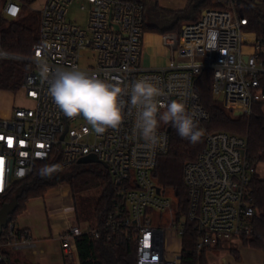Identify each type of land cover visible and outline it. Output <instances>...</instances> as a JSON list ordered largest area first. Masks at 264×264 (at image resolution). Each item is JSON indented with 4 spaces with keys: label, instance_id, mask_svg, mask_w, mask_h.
I'll list each match as a JSON object with an SVG mask.
<instances>
[{
    "label": "built area",
    "instance_id": "obj_1",
    "mask_svg": "<svg viewBox=\"0 0 264 264\" xmlns=\"http://www.w3.org/2000/svg\"><path fill=\"white\" fill-rule=\"evenodd\" d=\"M74 1L47 0L39 9V40L32 46V56L24 58L33 68L24 72L21 84L33 103L13 106L10 116H0V196L15 180L28 177L39 161L55 160L64 168L94 154L110 172L112 208L99 227L69 223L59 231L69 264L79 263L76 237L85 231L96 238L105 233L108 239L112 233L124 231L137 245L136 264H180L187 220L199 234L198 251L241 245L244 237L253 233L257 211L249 180L264 163L254 165L248 157L247 136L206 128L210 116L195 84L205 70H211L213 91L223 94L224 107L234 114H251L254 104H264V40L245 29L246 18L239 15L234 0H218L227 6L205 9L199 19L184 23L179 32L162 34L169 51L167 63L145 67L141 62L145 30L140 2L79 0L80 9L88 10L83 27L67 18ZM2 11L18 17L21 3L6 0ZM84 51L93 52L92 65H80ZM6 54L0 46V59ZM41 61L53 70L77 68L107 82L120 81L126 91L132 82L149 79L161 90L160 103H185L188 113L194 114L205 130V146L183 169L189 192L187 219L177 218L175 199L151 174L157 157L169 149L167 125L160 124L158 134L165 142L154 153L141 148L143 137L134 131L136 109L130 106L125 108L118 129L96 133L82 116L68 118L59 110L48 94V81L40 76ZM64 208L69 212L67 218H73V207ZM18 229L19 233L14 223L9 224L0 241V262L6 260L8 248L35 246L31 231Z\"/></svg>",
    "mask_w": 264,
    "mask_h": 264
},
{
    "label": "trees",
    "instance_id": "obj_2",
    "mask_svg": "<svg viewBox=\"0 0 264 264\" xmlns=\"http://www.w3.org/2000/svg\"><path fill=\"white\" fill-rule=\"evenodd\" d=\"M5 1L0 0V46L7 53L29 58L32 56L33 44L39 40V11L30 8L35 0H19L21 13L15 18L3 13L2 6ZM131 1L143 5L144 30L159 34L179 32L184 23L199 19L205 9L224 7L218 0H188L186 6L180 10L164 9L157 0ZM234 1L239 15L246 18L245 29L256 32L264 40V1ZM32 68L33 65L24 59L1 58L0 91L16 93L21 89L24 72ZM213 84L211 70H205L195 84L201 104L210 116L205 124L206 128L210 131L220 130L247 136L248 157L254 165L264 163V104H254L251 114L235 115L215 97ZM167 128L170 134L169 149L157 157L151 174L161 188L173 192L177 218L187 219L189 192L183 169L188 161L197 158L205 146V139L202 137L201 142L192 144L182 139L171 124H167ZM45 166H56L57 170L50 176H42L41 169ZM62 183L69 187V204L73 207L76 224L85 223L88 229L101 226L111 211L114 195L108 168L100 162H74L59 168L55 160H43L36 163L28 177L15 180L9 191L0 196V208L15 200L14 209L3 226L0 241L7 234L9 224L26 209L30 198L45 196L50 189ZM249 185L253 190L257 211L253 217V233L244 237L243 246L264 250V178L255 172L250 177ZM17 232L19 233V229ZM198 239L199 234L187 220L180 242V264H207L206 250L197 249ZM76 247L80 264H136L137 245L124 231L112 233L111 239L105 233L96 238L89 231H85L76 237ZM5 253L7 258L0 264H33L22 259L18 249L8 248Z\"/></svg>",
    "mask_w": 264,
    "mask_h": 264
},
{
    "label": "clouds",
    "instance_id": "obj_3",
    "mask_svg": "<svg viewBox=\"0 0 264 264\" xmlns=\"http://www.w3.org/2000/svg\"><path fill=\"white\" fill-rule=\"evenodd\" d=\"M40 76L48 81V94L59 110L68 118L82 116L98 134L108 129H118L124 120L126 107L136 109L134 131L143 137L141 148L155 152L162 147L165 138L158 134L161 122L171 124L177 134L192 144L201 142L205 130L200 128L180 101L162 104L157 99L160 88L149 79H138L131 83L130 91L120 81L107 82L96 74L77 68L51 69L47 62L38 64ZM129 96V100H125ZM164 108V111H160ZM159 114V116H158ZM56 166H45L42 176H50Z\"/></svg>",
    "mask_w": 264,
    "mask_h": 264
},
{
    "label": "rangeland",
    "instance_id": "obj_4",
    "mask_svg": "<svg viewBox=\"0 0 264 264\" xmlns=\"http://www.w3.org/2000/svg\"><path fill=\"white\" fill-rule=\"evenodd\" d=\"M2 1L4 2L5 0ZM80 5V1L75 0L69 7L67 18L85 27L88 21V10H81ZM223 5L224 7L227 6L225 4ZM93 63V52L84 51L82 53L80 65H92ZM215 97L222 101L223 94L221 92L215 93ZM32 103L33 99L26 96L22 89L18 90L16 93L0 91V115H2L4 111H9L13 106H29ZM258 174L264 178V164L259 166ZM166 193L172 200L175 199L171 190H167ZM69 201L70 192L65 183L50 189L45 196L30 198L26 203V209L16 217L13 223L16 229L30 228L35 246L18 250L28 256H32L31 252L36 250V254L32 257L38 258L40 255H46L51 262L55 261L57 262L56 264H63L60 253L61 241L54 237L52 233L53 223L61 222L63 223L62 226L65 227L69 223L76 224L74 217L67 218L69 212L64 207L69 205ZM9 208L10 206H5L0 212V218L3 222L7 219V211ZM52 211H54V214L51 213ZM182 219L185 220V218ZM80 225L82 227L86 226L85 223H81ZM174 245L177 246V243L174 242ZM241 245L243 246V243Z\"/></svg>",
    "mask_w": 264,
    "mask_h": 264
},
{
    "label": "crops",
    "instance_id": "obj_5",
    "mask_svg": "<svg viewBox=\"0 0 264 264\" xmlns=\"http://www.w3.org/2000/svg\"><path fill=\"white\" fill-rule=\"evenodd\" d=\"M46 1L47 0H35L33 3H31L30 8L39 11V9L44 5ZM157 2L159 6L164 9L180 10L186 6L188 0H157ZM141 56V62L145 67L158 68L164 66L167 63L169 58V51L163 45L162 34L145 31ZM11 113L12 108L9 111H4V113L0 116L7 117L10 116ZM53 212L54 211H52L51 213ZM62 225L63 223L61 222L53 223L52 235L59 240L60 237L58 233L63 229L64 226ZM28 229L30 230V228ZM31 239L33 240L32 232ZM31 253L32 256L35 255L36 250H33ZM60 253L61 258L63 259V264H69L64 258L62 247L60 248ZM20 255L22 259H26L29 263L33 264L57 263L55 261L51 262L46 255H40L38 258L28 256L23 252H20ZM206 257L207 264H264V250L245 247L242 245L225 247L223 246L219 248L207 249ZM77 264H80V261Z\"/></svg>",
    "mask_w": 264,
    "mask_h": 264
},
{
    "label": "water",
    "instance_id": "obj_6",
    "mask_svg": "<svg viewBox=\"0 0 264 264\" xmlns=\"http://www.w3.org/2000/svg\"><path fill=\"white\" fill-rule=\"evenodd\" d=\"M6 56L7 57H13V58H16V59H24L22 56H19V55H16V54H11V53H7ZM235 115H242V112L241 111H237V112H235ZM77 162L78 163H97V162H100V160L96 157V155L90 154V155H87V156H84V157L80 158ZM102 164L105 167H107V164H105V163H102ZM5 206H7V207L10 206V208L7 211V219H6V221L3 222L2 219L0 218V236H1L2 232H3V226L6 225L8 219H9V217H8L9 213L14 209L15 200H13L12 202L4 204L0 208V212L2 211V209Z\"/></svg>",
    "mask_w": 264,
    "mask_h": 264
},
{
    "label": "snow or ice",
    "instance_id": "obj_7",
    "mask_svg": "<svg viewBox=\"0 0 264 264\" xmlns=\"http://www.w3.org/2000/svg\"><path fill=\"white\" fill-rule=\"evenodd\" d=\"M0 174H2V162H0Z\"/></svg>",
    "mask_w": 264,
    "mask_h": 264
}]
</instances>
